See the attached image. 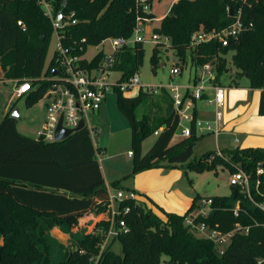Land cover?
Segmentation results:
<instances>
[{
	"label": "trees",
	"instance_id": "trees-1",
	"mask_svg": "<svg viewBox=\"0 0 264 264\" xmlns=\"http://www.w3.org/2000/svg\"><path fill=\"white\" fill-rule=\"evenodd\" d=\"M153 1L145 0L150 7ZM48 2L54 20L57 14H62V28L56 31L36 0H0V68L5 78L26 79L32 87H37L28 106L41 99L48 86L38 79L51 72L50 68L44 70V62L54 32L63 47L83 55L88 47H97L105 39L129 38L138 14L154 18L151 13L141 12L137 0ZM238 10L244 24L251 26L236 40H230L225 47L217 41L192 47L191 37L195 32L225 29L234 20L230 12L236 15ZM18 22L24 27L18 26ZM153 33L168 39L169 48L182 63L189 53L191 63L197 67L209 62L214 64L216 81L226 72L225 56L232 53L230 62L236 73L229 85L237 86L239 81L247 79L250 89L261 90L258 112L264 115V0L245 3L178 0ZM102 56L99 52L89 63L84 60L82 64L95 65ZM143 57L142 44L123 48L113 55V69L120 74L119 83L139 72ZM54 64L53 55L49 67ZM150 66L153 72L159 66L154 50ZM113 91L117 107L130 127L133 167L128 176L108 187L104 185L96 159L100 149L93 146L87 129L64 141L45 143L40 138L19 134L16 120L10 118L9 113L0 121V264H53L48 241L52 227H70L74 216L103 209L109 202L108 189L133 193L120 184L138 173L160 167L176 168L192 156L193 147L200 139L196 135L195 112L190 136L172 143L178 117L173 109L167 114L163 112V106L172 102L165 90L158 95L141 91L133 98L123 96L117 87ZM145 104L155 110L152 115L144 112L138 117L137 111ZM160 128L162 131L158 132L152 146L142 154V143ZM222 152L251 179H256V169L264 162L263 149ZM212 154L216 155L209 153L190 162L187 169L203 172L214 170L217 165L228 166L217 156L207 163L205 160ZM259 179L262 196L255 199L264 204V176ZM200 200H211L210 212L205 217L198 216L194 220L196 224H206L222 234L230 232L235 224L248 229L246 234H235L220 256L215 255L213 242L194 237L184 226L185 217L200 208ZM238 200L243 201L235 217L233 204ZM243 202L238 188L225 197L196 195L183 215L158 208L165 216L164 222L143 203L124 198L118 203L115 222L118 225L122 221L126 230L113 239L121 244V253L113 252L111 244L100 251L109 229L108 222H100L96 225L98 231L80 239L77 248L58 264H264V213L258 208L246 207ZM126 208L128 212L124 213ZM164 256L169 260H162Z\"/></svg>",
	"mask_w": 264,
	"mask_h": 264
},
{
	"label": "rangeland",
	"instance_id": "rangeland-1",
	"mask_svg": "<svg viewBox=\"0 0 264 264\" xmlns=\"http://www.w3.org/2000/svg\"><path fill=\"white\" fill-rule=\"evenodd\" d=\"M172 0H155L153 3L152 11L155 15V18L158 19L164 16L171 4ZM148 29L151 31V27L158 26V22L155 20L148 24ZM148 37V36H146ZM58 36L56 32H54L51 36L45 62H44V70L48 63L50 62L51 58L53 57L54 52L58 47ZM144 48V57L142 62V67L139 70L140 76V84L144 86H152L157 87L159 85H167L168 82L172 84H186V79L189 77V69L187 66H190V72L197 68L194 64L191 63L189 53H187L185 60L182 61L177 57L176 53L169 48V43H164V40H161L158 44L154 43H143ZM99 50H104L105 53H109L111 51V46L108 42H105L103 46L100 47H89L86 49L85 58L88 61H91ZM155 51L157 54L159 65L165 63L163 67H157L154 72L151 70L150 66V56L152 51ZM232 53H228L225 58L227 60V69L226 72L223 73L215 83L222 84H229L231 81L235 79V69L232 67L230 58ZM182 65L184 66L182 72V78L180 75L171 76L170 70L173 66H176L182 70ZM187 67V68H185ZM197 73L200 74L201 70L198 68ZM43 77V74L41 78ZM120 77L119 73H111L109 76V84H114V82ZM171 78V79H170ZM242 85L244 86L243 89H238L236 92L238 94H242V97H239L237 100H250L254 97V102L256 105V115L255 120L252 122L250 121V116L247 117L245 121H248L247 124H240L242 123V119L240 121L239 116L242 115V109L239 111H235L233 114H230L232 110L233 104L228 100V92L230 89H225L224 95V106L221 108V118H220V126H221V133H227L231 131V129L237 126V129L234 131V135H227L221 134L218 138H216L212 132L211 134H205L203 137L201 133L198 132V137L200 138L193 147L192 156L190 159L181 164L176 166L174 170L178 172L175 175L176 186L173 187V192L176 195L186 196L191 194L192 196H196L197 194L203 197H212V196H230L233 189L229 186V178L233 171L239 166L236 163H233L230 160L229 156H226L222 151L223 150H235L239 149L238 146L246 147L242 142L244 138L239 133H243L245 135H253L257 137V140L253 141L252 149H263L264 150V115H260L258 112V97L259 94L257 92H253L249 89V82L246 79L242 80ZM11 89L12 84L8 81L0 83V105L3 103H7L12 99L11 96ZM235 90V89H234ZM142 90L139 88H132L130 90L123 91L122 94L125 97H136ZM44 103V101H43ZM23 99L15 102V109L19 107L22 108ZM13 105V104H12ZM145 104L139 111H137V116L140 117L142 113L151 114L155 110V108L147 106ZM248 105H246L245 109H247ZM173 109L172 102L163 106L164 114L170 112ZM210 109L213 110L212 107ZM209 110V108H205L206 119L209 118V122L212 124V129H214V117L215 111ZM39 114L42 112L41 108L37 111ZM45 117V116H44ZM87 122L88 125L94 129L92 130V134L90 136L92 144L100 148V152L97 153V160L99 161V165L101 166L105 180L107 183H112L113 181L124 178L131 173L133 167V160L127 156V153L132 150L131 148V133L130 127L127 120L124 116L120 113L117 104H116V94L112 89H110L105 95V101L102 104L99 112L97 114L89 113L87 115ZM252 123V124H248ZM41 124L38 122H34L32 126L29 128V134L34 136L36 135V131L39 129ZM201 125V124H200ZM201 131L207 132L206 125L204 121H202V125L198 126ZM35 129V131H34ZM179 134V133H178ZM181 138L179 136H174L172 139V143L179 141ZM155 137L151 136L150 138L146 139L142 143V152L143 154L146 153L149 148L154 143ZM260 140V141H259ZM252 142V141H251ZM261 143V144H260ZM259 145V146H256ZM261 145V146H260ZM221 150V151H218ZM241 150V149H240ZM209 153H216V155H210L205 160L207 163L213 162L215 156L219 157L221 160L225 161L227 165H217L214 170L211 171H203V172H196L193 170L187 169V165L190 162H194L195 160L201 158L202 156L209 154ZM239 168V167H238ZM251 184L249 188V193L243 194L239 191V195H241L244 199V205L250 209L258 208L259 201L255 199V197L262 196L260 191V186L258 189L256 188V183L254 179H250ZM239 190V189H238ZM118 191H114L113 189H109L108 194L109 196H113V201H109L108 204L101 209L100 211H94V217H100L99 221L96 225L100 222H108L110 226V221L113 218L112 213L118 211V199L116 197ZM127 192L123 193V196H127ZM201 201V200H200ZM198 201V202H200ZM243 200L235 201L233 204V208L240 207V204ZM146 209L151 210L155 213L152 208H148L146 203H144ZM262 211V210H261ZM263 212V211H262ZM264 213V212H263ZM156 214V213H155ZM160 219L165 222V216L160 213V215L156 214ZM116 217V216H115ZM73 223V222H72ZM95 228L93 232L98 229ZM65 228V226H64ZM65 230V229H64ZM92 232V233H93ZM101 233V231L99 232ZM91 234V233H89ZM192 234H194L192 232ZM87 234H80L79 237H74V239L69 240L67 246L63 249H60V243L57 240H52V238H48L50 244V260L53 264H58L61 260L64 259L65 255L73 251L77 248V243L80 239H82ZM194 237L199 238V235L194 234ZM105 239V238H104ZM101 242L103 244L104 242ZM111 244V245H110ZM110 249L117 253H121V244L113 239L109 242ZM213 250L215 255L220 256L221 248L217 247V245L213 244ZM62 251V252H61ZM162 260H169L167 257H163ZM163 264H166L163 262Z\"/></svg>",
	"mask_w": 264,
	"mask_h": 264
},
{
	"label": "built area",
	"instance_id": "built-area-1",
	"mask_svg": "<svg viewBox=\"0 0 264 264\" xmlns=\"http://www.w3.org/2000/svg\"><path fill=\"white\" fill-rule=\"evenodd\" d=\"M37 5L43 10L44 14L48 16L53 23L54 31L57 30L54 19L52 18V8L48 0H36ZM177 2L178 0H174ZM240 2H248L249 0H238ZM138 7L141 8V12L144 14L150 13V6L146 4L145 0H137ZM229 11V8H227ZM73 16V13L70 14ZM233 22L221 31L205 32L202 29L195 32L191 37L192 47L199 44H206L210 41H217L222 47L228 45L230 40H236L239 35L250 28L249 25H245L241 19V11L238 10L236 15L233 14ZM152 19L136 16L135 27L132 35L127 38H108L101 42L100 46H103L105 42H108L111 46V51L105 53L104 50H100L102 53V59L95 65L83 66L82 62L86 59L83 55L74 53L71 49L63 47L58 43V47L54 53L55 64L46 67L50 68L49 75L43 74V77L38 80L42 83H47L44 93L41 99L45 104V117L41 128L38 132V137L45 143H54L55 131L61 122V127L66 130H74L78 127L80 121L84 122V129H87L89 136L92 134V129L87 122V115L89 113L96 114L99 112L102 104L105 101L106 93L114 87H117L121 92L130 90L132 88H139L142 92L152 95H158L162 90H165L172 101L173 111L178 117V125L174 132V136H179L181 139L190 136L191 123L194 120L195 103L203 100L205 96V102L214 107L215 109V122L221 118V108L224 106V88L218 86L215 83L216 70L215 65L212 63H206L198 68L201 73L198 74L192 83L185 85L172 84L168 82L167 85H159L157 87L144 86L140 84L139 72H136L129 80L119 83L118 79L114 84H109V76L111 73H116L113 69L114 58L113 55L121 51L123 48L132 47L135 44L154 43L158 44L161 40L164 43H169L168 39L163 36H159L153 32L148 33L146 31V24ZM75 24V21L71 22ZM18 26L24 27L21 22L17 23ZM148 33V37L146 34ZM82 51V48H80ZM89 63L90 61H86ZM52 71H56L55 76L52 75ZM180 74V68L173 66L170 70L171 76H177ZM31 82L29 80H23L15 90V96L21 97L28 92L32 91ZM208 92H211L210 94ZM208 95V96H207ZM196 124V123H195ZM206 130L211 131L210 124L206 125ZM162 131L160 128L153 136H158V132ZM179 133V134H178ZM129 158L133 157L131 151L127 153ZM261 163L256 169V188L260 186L259 177L263 175V171L260 168ZM250 176L246 174L242 169L236 168V170L230 175L229 186L232 188H238L243 194L249 193L251 184ZM109 191V189H108ZM109 195V194H108ZM120 202L124 198L135 199V194L128 193L127 196H123V193L116 195ZM114 197L109 196V201H113ZM200 208L187 215L184 219V226L188 227L191 232L199 235L202 239H207L221 248L220 255L225 252V249L231 242V238L235 234H246L248 229L241 227L239 224H235L234 228L226 233L222 234L215 228L200 223L196 224L194 220L198 216H207L210 212L209 206L211 200H201ZM258 207L264 212V204H258ZM124 213L128 212V209H124ZM119 213L113 212V218L110 221L109 229L105 235L103 244H101V250L103 251L109 242L114 239L119 232L125 231V225L122 221L116 225L115 216ZM233 214L238 216V208H233Z\"/></svg>",
	"mask_w": 264,
	"mask_h": 264
},
{
	"label": "crops",
	"instance_id": "crops-1",
	"mask_svg": "<svg viewBox=\"0 0 264 264\" xmlns=\"http://www.w3.org/2000/svg\"><path fill=\"white\" fill-rule=\"evenodd\" d=\"M154 2H155V0L153 1V3ZM153 3L150 7V13L154 16V18L149 23L146 24V31L148 33L153 32V30L155 28L159 27L161 20L168 13L171 5L174 4L175 1L174 0L171 1L170 7H169L167 13L158 19L155 18V15L152 11ZM155 20L158 22V26H156V27L152 26L151 27L152 29L150 31L148 29V27H149L148 24H151V22H154ZM148 33L146 34V36H148ZM58 43H59V40H58ZM90 47H92V46H90ZM97 47H100V45ZM84 58H85V54H84ZM86 61H88V60H86ZM10 65L13 67L14 63H11ZM163 66H165V63H162L159 65V67H163ZM187 67L189 69V71H188L189 77L186 79V84H189V83L195 82L194 78L198 75V73H197L198 67L195 68L194 70H192V73L190 72V68H189L190 66H187ZM187 67H185V68H187ZM183 68H184V66L182 65V70H180V74H179L180 77L182 76ZM23 80H25V79H15V78L7 79V78H5L3 72L0 68V83L8 81L12 84V89H11L12 99L9 102L3 103L0 105V121L3 119V117L7 113H9V115H10L13 112V110L15 109L14 104L16 101L23 99L22 108L21 107L18 108L19 118L16 119V131L25 137L37 139L38 132L41 128V125L43 123L44 116H45V111H46L45 104L43 103L42 99H39L33 105L28 106V103H30V101H32V99H33L34 92L37 89V87H34L32 91L28 92L27 94H25L21 97L15 96V90L19 86L21 81H23ZM242 80L238 82L237 86H234V85L230 86L229 85L230 83L225 84V85L224 84L220 85L218 82H217V85L223 87L224 91H225V89H230L228 92V100L230 103L233 104V107H232V110L230 111V114H233L235 111H239L240 109H242V115L239 116L238 118H240V121L243 118L242 123H240V124H247L248 121H245V120L247 119L248 116H250L249 122H252L253 120H255L256 105L254 102V97L250 100H237L236 101L237 98L242 97L241 96L242 94H240V93L238 94V92H236L238 89L244 88V86L241 83ZM181 85H185V84H181ZM250 90L253 92H257L259 94V97H258V108H259L261 90H257V89H250ZM208 93L210 94L211 92H208ZM224 95H225V92H224ZM246 105H248L247 109H245ZM210 107H212V106H209L205 102V96H204L203 100L197 101L195 103L196 135H198V132L201 133L202 137L205 134H211L209 132H212V134L216 138H218L221 134L234 135L235 134L234 131L237 129L238 125L233 127L231 129V131H229L227 133H221L220 121L215 122V117H214V129H212L211 131H207V132L201 131V129H199L198 126L202 125V121H204L205 125L210 124V126L212 128V124L209 122L210 121L209 118L206 119L207 112L205 111V108L206 109L209 108V110H212V109H210ZM39 108H41V110H42V112L40 114L37 112L39 110ZM212 108H213L212 111H215L214 107H212ZM34 122H38V124H41V125H40L39 129L36 131V135L32 136L28 132L30 130L29 128L32 126V124ZM248 124H252V123H248ZM34 131H35V129H34ZM238 135H240L244 138L242 143L246 146V147L238 146L237 148H239V149L250 148L253 146V144H255V142H253V141L257 140V137H255L253 135H245L243 133H239ZM93 146L95 148H99V147L95 146L94 144H93ZM256 146H259V145H256ZM218 151H221V150H218ZM142 154H143V152H142ZM96 159H98L97 154H96ZM130 159H132V157ZM98 163H99V161H98ZM100 169H101V172L103 175L104 185L106 187H108L110 183L106 182L105 175H104V172H103L101 166H100ZM174 169L175 168L160 167V168H153L150 170L142 171V172L138 173L137 175H135L133 178L128 179L126 181H123L120 184V187H122L123 189L132 190V192H133V194H135V198L138 202H141L143 204L146 203L147 206H149L148 208H152V210L158 215H160V213H161L158 208L162 209L163 211H165L167 213H174L177 215H183L190 208L192 201H193V198L195 196H192L191 194L186 195V196L176 195L173 192V187L176 186L175 175L178 173ZM120 179H122V178H120ZM120 179H117L115 181H118ZM114 191L115 192L118 191L117 194H119L121 192L124 193L121 190H114ZM199 203L200 202H198V204ZM99 219H100V217L96 218L93 216V212L83 214V215H76V216H74L73 223L70 227H66V226H65V228H64V226L52 227L48 231V238L50 237V238H52V240H54V239L57 240L60 243V249L63 251V249L67 246V243L69 242V240H71V239L73 240L74 237H77V236L79 237V235L82 233H84V234L92 233L94 228H95V225L99 221ZM0 244H1V240H0Z\"/></svg>",
	"mask_w": 264,
	"mask_h": 264
},
{
	"label": "water",
	"instance_id": "water-1",
	"mask_svg": "<svg viewBox=\"0 0 264 264\" xmlns=\"http://www.w3.org/2000/svg\"><path fill=\"white\" fill-rule=\"evenodd\" d=\"M230 15L233 16V13L230 12ZM55 26L57 29L62 28L63 25V18L62 14L59 13L57 14L55 20H54ZM57 74L56 71H52V75L55 76ZM10 118L12 119H18V109H14L13 112L10 114ZM84 129V122L80 121L78 127L74 130V132H79ZM73 131L72 130H66L61 127V122H59L58 127L55 131V141L56 142H61L64 141L65 139L69 138L72 135ZM261 170L263 171V176H264V162L261 163L260 165Z\"/></svg>",
	"mask_w": 264,
	"mask_h": 264
}]
</instances>
